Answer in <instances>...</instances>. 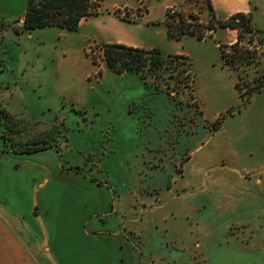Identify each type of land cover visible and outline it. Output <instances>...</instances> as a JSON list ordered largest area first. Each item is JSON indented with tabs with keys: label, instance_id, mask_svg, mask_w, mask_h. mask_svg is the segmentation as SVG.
Returning <instances> with one entry per match:
<instances>
[{
	"label": "rangeland",
	"instance_id": "1",
	"mask_svg": "<svg viewBox=\"0 0 264 264\" xmlns=\"http://www.w3.org/2000/svg\"><path fill=\"white\" fill-rule=\"evenodd\" d=\"M28 1L0 0V122L15 148L65 141L60 182L111 194L132 186L170 200L161 210L169 216L152 223L175 254L166 264H264V183L248 199L235 176L264 177V93L246 100L236 87L264 80V31L254 24L258 32H244L255 62L230 67L221 46L237 39L229 41L220 25L227 17L210 0H93L97 13L64 36L58 25L20 29ZM179 18L197 34L171 37L165 21ZM110 37L184 50L187 59L175 77L146 72V85L139 73L107 66L102 39ZM121 74L144 80L140 101L130 102L135 93ZM169 152L181 172L160 169Z\"/></svg>",
	"mask_w": 264,
	"mask_h": 264
},
{
	"label": "crops",
	"instance_id": "2",
	"mask_svg": "<svg viewBox=\"0 0 264 264\" xmlns=\"http://www.w3.org/2000/svg\"><path fill=\"white\" fill-rule=\"evenodd\" d=\"M210 2L221 16L251 13L254 24L264 31V0ZM68 31L72 30L58 34L64 36ZM225 32L230 34V42L237 39V29L227 27ZM102 40L188 55L180 49L165 50L159 43L139 44L114 37ZM121 76L135 93L130 102L140 101L145 94L144 80L138 74ZM9 90L4 93L7 104L12 96ZM263 93L264 89L254 95ZM2 130L0 122V264H166L175 255L152 225L169 216L161 210L170 200L161 201L160 194L152 192L137 194L132 186L111 194L92 183L66 185L60 182L68 178L62 164L63 150L68 149L65 141L23 152L4 146ZM168 154L160 169L181 172L183 163ZM237 175L245 197L253 199L254 195L247 192L263 185L261 172ZM176 204L179 210L181 204Z\"/></svg>",
	"mask_w": 264,
	"mask_h": 264
},
{
	"label": "trees",
	"instance_id": "3",
	"mask_svg": "<svg viewBox=\"0 0 264 264\" xmlns=\"http://www.w3.org/2000/svg\"><path fill=\"white\" fill-rule=\"evenodd\" d=\"M93 4V0H29L24 15V22L20 29L32 30L49 25H58L69 30H75L79 27L80 21L83 18L97 13L93 11ZM209 7L211 10L213 9L210 2ZM213 17H215L214 13L208 25L210 28H214ZM165 24L168 34L176 39H179L186 33L193 35L197 34L195 29L190 30L192 23H188L182 18H179L177 22L166 19ZM220 25L239 31V36L235 42L221 46L224 63L233 67L241 64L251 65L255 62L257 50L242 44L244 32L253 35L255 32L259 31L253 23L251 13H233L227 18L220 20ZM197 36L199 38L203 37L201 34ZM259 39L263 40L262 38ZM103 49L106 64L111 70L117 73L125 71L139 73L145 80L146 85H150L146 72L156 73L155 75L162 77V72L168 71L170 77H175L173 71L178 64L185 63L183 60L182 62L180 60L187 59V57L182 54H164L158 48L146 49L121 42L104 43ZM185 71L186 69L180 72L178 71L177 74H183ZM236 87L241 91L240 95L246 98V100H249L254 92L264 89V80L258 81L253 85L248 84L245 91H242L244 88L240 80L236 82ZM0 112L5 113V109L0 108ZM0 117L3 116L0 114ZM2 137L6 148L18 149L15 148L17 143L14 142L12 137L7 136V131L5 129L2 130ZM44 147L46 146L26 147L18 150L30 152Z\"/></svg>",
	"mask_w": 264,
	"mask_h": 264
}]
</instances>
